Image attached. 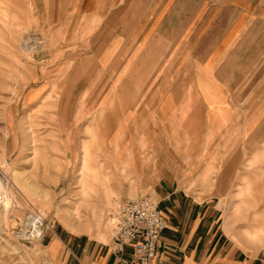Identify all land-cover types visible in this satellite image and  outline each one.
<instances>
[{"label":"crops","instance_id":"0c3cea01","mask_svg":"<svg viewBox=\"0 0 264 264\" xmlns=\"http://www.w3.org/2000/svg\"><path fill=\"white\" fill-rule=\"evenodd\" d=\"M39 2L68 72L26 101L58 97L53 109L82 128L83 168L123 201L157 203L168 226L152 264H264V210L245 232L255 257L225 211L264 203V0ZM52 247L59 264H138L132 247L87 236Z\"/></svg>","mask_w":264,"mask_h":264},{"label":"rangeland","instance_id":"374dc122","mask_svg":"<svg viewBox=\"0 0 264 264\" xmlns=\"http://www.w3.org/2000/svg\"><path fill=\"white\" fill-rule=\"evenodd\" d=\"M39 1L0 0V172L5 183L9 182L1 200L4 205L0 203V264H59L52 247L58 236L64 240L87 236L110 243L112 215L123 201L111 190L109 177L100 181L90 167L83 169L84 144L76 142L82 128L77 123L71 126L65 112L53 109L52 103L60 99L52 95L38 109L26 101L27 92L43 83L52 84L56 91V84L64 83L68 72L66 64L59 70L65 56L57 52V21L52 15H40ZM25 41L33 51L26 50ZM40 54L51 58L38 59ZM98 152L93 157L99 163ZM110 155L114 156V150ZM83 177H93L88 193ZM233 204L230 212L224 208L228 234L237 247L255 257L245 232L251 229L256 213L264 210V203ZM31 213L45 220L43 242L20 238ZM260 252L264 254V249Z\"/></svg>","mask_w":264,"mask_h":264},{"label":"built area","instance_id":"2783aa9c","mask_svg":"<svg viewBox=\"0 0 264 264\" xmlns=\"http://www.w3.org/2000/svg\"><path fill=\"white\" fill-rule=\"evenodd\" d=\"M1 175V173H0ZM3 178V177H2ZM5 179L0 181L1 186ZM113 248L117 253L132 247L138 264H152L157 257L161 235L168 222L156 202L149 196L125 199L112 215ZM28 240L46 239L45 220L31 213L25 222Z\"/></svg>","mask_w":264,"mask_h":264},{"label":"bare ground","instance_id":"6f19581e","mask_svg":"<svg viewBox=\"0 0 264 264\" xmlns=\"http://www.w3.org/2000/svg\"><path fill=\"white\" fill-rule=\"evenodd\" d=\"M26 40V39H25ZM29 40V39H28ZM23 42V41H22ZM35 42H36V40H35ZM30 43V42H29ZM29 43H27V41H25L24 42V46L26 47V50H28V51H33V46H31ZM39 48V47H38ZM28 55V54H27ZM90 158V157H89ZM9 168V167H8ZM86 168V167H85ZM85 168H83V169H85ZM99 169V168H98ZM97 171V170H96ZM1 173V172H0ZM86 173V172H85ZM93 173H94V171H93ZM88 175H89V173H88ZM3 176H2V174L0 175V181H1V179H3L2 178ZM93 178V177H92ZM92 178L91 177H83L82 178V180H83V182H84V192L85 193H88L90 190H92V187H91V185L90 184H92L91 183V180H92ZM8 181H10L9 179H7ZM101 180V179H100ZM7 185H9V182H8V184H4V185H2L1 186V189H0V198L1 197H3L2 199H0V203L2 204L3 203V201H1V200H3L5 197H4V195L5 194H7L6 192H7ZM90 185V186H89ZM89 186V187H88ZM108 194V193H107ZM139 198V197H138ZM129 199H136V198H129ZM121 203H123V201L121 202ZM120 203V204H121ZM119 204V205H120ZM157 204V203H156ZM2 205H4V204H2ZM119 205L117 206V208L119 207ZM117 208H116V210H117ZM115 210V211H116ZM74 212V211H73ZM69 213H72L71 211H69ZM38 216H40L42 219H43V217L40 215V214H37ZM61 216V214L59 215L58 214V218L59 219H62L63 220V218H61L60 217ZM70 216V214L68 215V217ZM78 216V215H77ZM71 217V216H70ZM73 217V216H72ZM114 218V217H113ZM19 235H22V237H20V238H22V240L25 238V239H27L28 240V238H30V237H28V235H27V233H26V230H25V232L24 233H22V234H19ZM259 236V235H258ZM255 239H256V237H255ZM254 239V240H255ZM22 240H20V241H22ZM30 240V239H29ZM257 240V239H256ZM38 241H42V240H38Z\"/></svg>","mask_w":264,"mask_h":264}]
</instances>
